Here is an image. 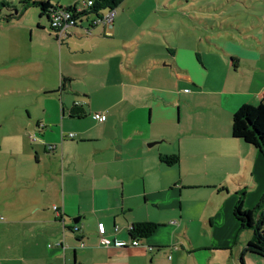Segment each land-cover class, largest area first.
Instances as JSON below:
<instances>
[{
	"label": "crops",
	"instance_id": "obj_1",
	"mask_svg": "<svg viewBox=\"0 0 264 264\" xmlns=\"http://www.w3.org/2000/svg\"><path fill=\"white\" fill-rule=\"evenodd\" d=\"M117 14L76 15L60 39L39 11L27 26L47 43L27 49L40 89L15 115L33 158L23 174L0 162V264H264L232 213L239 191L247 209L264 191V154L233 121L242 104L264 107V48L240 33H116ZM140 221L156 225L133 244ZM21 226L12 251L2 236Z\"/></svg>",
	"mask_w": 264,
	"mask_h": 264
},
{
	"label": "rangeland",
	"instance_id": "obj_2",
	"mask_svg": "<svg viewBox=\"0 0 264 264\" xmlns=\"http://www.w3.org/2000/svg\"><path fill=\"white\" fill-rule=\"evenodd\" d=\"M5 1L10 7L0 6V51H3L0 54V162L12 160L23 164L25 167H19L23 174L29 163L26 160L33 157L29 149L30 135L25 138L16 130L15 115L25 114L26 105L34 102L40 89V72L37 63L27 55V49L32 50L33 44L45 45L47 35L40 32L42 35L38 33L36 37L27 27L31 20L36 22L37 6H28L30 12L24 14L23 1ZM14 10L19 15L7 19L6 15ZM116 10V33H240L248 36H242V41L257 40L258 46L264 48V0H121ZM92 15V12L87 14L89 18ZM261 59L264 71V51ZM4 184L7 189L16 190L20 185ZM14 230L6 239L4 236L1 239L10 243L12 251L24 241L25 228Z\"/></svg>",
	"mask_w": 264,
	"mask_h": 264
},
{
	"label": "trees",
	"instance_id": "obj_3",
	"mask_svg": "<svg viewBox=\"0 0 264 264\" xmlns=\"http://www.w3.org/2000/svg\"><path fill=\"white\" fill-rule=\"evenodd\" d=\"M23 6H37L39 14H45L49 19V14L54 9H64L71 14L74 19L76 15H87L93 13V17H98L108 8H115L117 3L121 0H90L91 4H86L85 7L76 11L73 6H55L43 0H21ZM8 5V4H7ZM18 10L6 15V18L17 16ZM94 19V18H93ZM75 20V19H74ZM50 22V21H49ZM50 24V23H49ZM52 29V27L50 26ZM53 30V29H52ZM56 37V36H55ZM235 124H239L237 134L241 136L246 142L253 144L256 149L264 154V107L261 105L242 104L235 111L233 115ZM160 160L167 165H172L178 162L179 155L177 153L162 154ZM243 194L241 190L238 193L236 201L233 205L232 213L239 224V228H252L256 234V241H249L244 250H250L258 254L264 255V232L261 229V223L264 219V191L258 202L250 209L243 207ZM257 215V217H255ZM155 223L150 221L134 222L128 232L131 238H141L150 234L154 228Z\"/></svg>",
	"mask_w": 264,
	"mask_h": 264
},
{
	"label": "built area",
	"instance_id": "obj_4",
	"mask_svg": "<svg viewBox=\"0 0 264 264\" xmlns=\"http://www.w3.org/2000/svg\"><path fill=\"white\" fill-rule=\"evenodd\" d=\"M86 4H91L90 0L86 1ZM115 13V8H108L106 9L101 15L94 18V22H103L106 24H110L112 21V17ZM49 23L52 27L54 34L56 38L60 39L62 34L66 31V27L68 24H73L74 19L71 17V14L64 10V9H54L49 14ZM92 116L96 119H103L105 117V114L102 112H94ZM69 135L71 136L72 133L70 132ZM54 209H56V206H53ZM59 214V213H57ZM76 226H73V229H75ZM97 230L101 234L104 232V224L103 222L99 221L97 222ZM131 243L135 244L138 242L137 238H132L130 240ZM100 243L103 245H108L109 243L114 244H123L124 241H121L120 239H114L113 241L109 238H107L104 235L100 236Z\"/></svg>",
	"mask_w": 264,
	"mask_h": 264
},
{
	"label": "water",
	"instance_id": "obj_5",
	"mask_svg": "<svg viewBox=\"0 0 264 264\" xmlns=\"http://www.w3.org/2000/svg\"><path fill=\"white\" fill-rule=\"evenodd\" d=\"M154 142H156V141H151V142L148 143V145H151V144H153Z\"/></svg>",
	"mask_w": 264,
	"mask_h": 264
}]
</instances>
